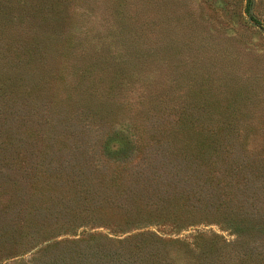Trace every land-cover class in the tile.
<instances>
[{
	"label": "trees",
	"instance_id": "16d2710c",
	"mask_svg": "<svg viewBox=\"0 0 264 264\" xmlns=\"http://www.w3.org/2000/svg\"><path fill=\"white\" fill-rule=\"evenodd\" d=\"M46 48H0V225H11L7 236L19 237L22 253L35 250L40 264H264L263 99L241 83L205 77L182 98L157 91L136 107L142 88L137 101L108 105L90 95L121 93L116 71L107 88L92 86L93 62L72 63L64 75L45 66ZM39 101L59 113L81 107L112 131L92 143L54 121L44 130L31 117ZM113 121L131 126V146L115 137ZM208 223L234 237L157 231Z\"/></svg>",
	"mask_w": 264,
	"mask_h": 264
},
{
	"label": "rangeland",
	"instance_id": "374dc122",
	"mask_svg": "<svg viewBox=\"0 0 264 264\" xmlns=\"http://www.w3.org/2000/svg\"><path fill=\"white\" fill-rule=\"evenodd\" d=\"M5 47L20 51L38 47L40 54L47 47L45 66L63 69L64 75L65 67L70 69L72 63L85 66L93 62L97 71L90 77L92 86L107 88L116 71L124 82L121 93L114 98L90 95L94 100L101 97L108 105L124 97L137 101L142 88L143 103L136 107L145 106L157 91L164 98H182L193 93L195 82L205 77L241 83L264 101V0H0V48ZM64 49L70 53L61 54ZM44 63L38 62L39 66ZM28 73L35 74L31 70ZM73 76L69 75L70 79ZM40 101L31 117L39 120L44 130H54V121L62 132V126L81 129L92 143L99 142L103 131H112L91 112L79 111L81 107L64 105L59 113L48 104L40 105ZM162 116L156 126L163 124ZM173 117L170 115L169 120ZM116 122L112 126L121 130L115 137L121 142L128 138L131 146V126L116 128ZM119 144L110 140L112 148ZM149 227L156 229L155 225ZM12 229L11 225H0V264L44 263L35 257V250L22 253L19 237L7 236ZM94 229L100 231L96 235L106 232L111 238L117 237L103 227ZM198 230L234 237L216 223L171 233L157 231L183 238ZM65 236L72 235L61 237ZM43 255L47 260L48 255Z\"/></svg>",
	"mask_w": 264,
	"mask_h": 264
}]
</instances>
